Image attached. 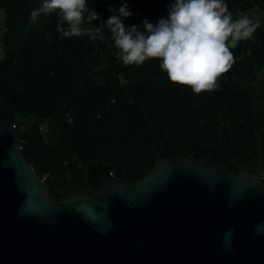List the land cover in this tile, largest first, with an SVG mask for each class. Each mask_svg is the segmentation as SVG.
<instances>
[{
    "label": "trees",
    "instance_id": "1",
    "mask_svg": "<svg viewBox=\"0 0 264 264\" xmlns=\"http://www.w3.org/2000/svg\"><path fill=\"white\" fill-rule=\"evenodd\" d=\"M88 2L100 14L96 27L110 5L121 7V0ZM126 2L125 23L155 24L174 0ZM42 3L0 0V118L18 125L24 155L56 193L84 190L105 171L134 182L167 147L212 155L264 181V0H225L233 19L257 7L260 26L230 49L234 63L216 87L200 93L171 82L159 59L124 65L107 28L103 43L60 38L55 13L31 19Z\"/></svg>",
    "mask_w": 264,
    "mask_h": 264
},
{
    "label": "water",
    "instance_id": "2",
    "mask_svg": "<svg viewBox=\"0 0 264 264\" xmlns=\"http://www.w3.org/2000/svg\"><path fill=\"white\" fill-rule=\"evenodd\" d=\"M0 264H264V181L167 147L134 182L56 193L0 118Z\"/></svg>",
    "mask_w": 264,
    "mask_h": 264
},
{
    "label": "clouds",
    "instance_id": "3",
    "mask_svg": "<svg viewBox=\"0 0 264 264\" xmlns=\"http://www.w3.org/2000/svg\"><path fill=\"white\" fill-rule=\"evenodd\" d=\"M109 11L112 14L96 27L93 21L100 20V14L88 0H43L31 12V19L55 13L60 38L88 35L101 43L107 28L117 49L114 55L124 65L140 66L149 58L159 59L171 82L189 85L195 93L216 87L217 78L234 63L230 49L251 39L260 26V20L248 13L233 19L225 0H174L167 16L155 24L148 19L142 24L125 23L132 15L126 0H121L119 9L110 5Z\"/></svg>",
    "mask_w": 264,
    "mask_h": 264
},
{
    "label": "rangeland",
    "instance_id": "4",
    "mask_svg": "<svg viewBox=\"0 0 264 264\" xmlns=\"http://www.w3.org/2000/svg\"><path fill=\"white\" fill-rule=\"evenodd\" d=\"M243 13H248L250 16L255 17V18L259 19V20H260L261 17H262V13L260 12V10H258L257 7H253L252 9H249V10H247V11L241 12V13L238 15V17H239L241 14H243ZM3 16H4L3 11L0 10V34H1V32H2V29H3ZM3 56H4V49H3V47L1 46V41H0V58H2Z\"/></svg>",
    "mask_w": 264,
    "mask_h": 264
}]
</instances>
